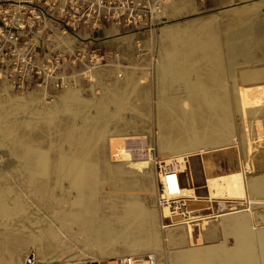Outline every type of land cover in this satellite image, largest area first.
<instances>
[{"label":"bare ground","instance_id":"bare-ground-1","mask_svg":"<svg viewBox=\"0 0 264 264\" xmlns=\"http://www.w3.org/2000/svg\"><path fill=\"white\" fill-rule=\"evenodd\" d=\"M178 1L166 2L163 12L170 14L167 17L192 12ZM261 6L264 0L238 6L242 17L234 20L233 27L250 25L246 31L255 39L242 38L243 30L236 35L242 38L240 44L229 42L220 55L222 76L213 73L208 77L199 74L196 66H178L172 58L174 51L167 54L161 49L162 43L174 41L187 24L196 21L168 23L157 28V35L151 32L148 46L156 44L159 52L153 68V93L173 94L155 105L154 138L136 134L140 129L137 118L149 115L144 88L151 77L144 72L136 77L134 67L110 84L96 77L89 89L91 98L83 97L80 82L48 101L49 94L43 90L3 101L0 93V154L6 150L0 156V264H15L5 261L6 255L25 256L30 248L35 252L32 262L43 258L45 264H117L119 259L147 264L146 255L162 264L157 256L164 229L171 250L180 249L188 264H260L251 255L252 243L264 245V212L252 216L254 208L264 206V149L258 147L264 138V17L256 19L264 15ZM131 38L119 36L114 46L119 48ZM125 111L134 117L124 119ZM113 133L128 135L109 147L107 138ZM254 136L257 143H253ZM218 153L219 157L208 158ZM195 156L201 158L204 175L199 190L205 193L199 196L203 201L199 205L206 207L215 200L223 212L215 222L199 225L196 244L217 239L222 232L231 233L237 239L231 252L219 249L211 255L205 248L187 250L185 241L195 243V229L168 227L162 222L153 163L155 159L165 161L177 172L192 176L194 184L188 164ZM221 158L229 165L236 162L237 167L213 174ZM252 173L257 177L250 178ZM125 176L151 180L140 185L142 203L123 189L120 182ZM106 187L113 192L105 194ZM185 189L198 197L191 186ZM228 200L241 201L243 206L228 212ZM106 209L111 213L108 217ZM257 226L263 228L254 233ZM133 231L138 236L130 239ZM67 254L75 256L56 259ZM182 260L170 263L184 264Z\"/></svg>","mask_w":264,"mask_h":264},{"label":"built area","instance_id":"built-area-1","mask_svg":"<svg viewBox=\"0 0 264 264\" xmlns=\"http://www.w3.org/2000/svg\"><path fill=\"white\" fill-rule=\"evenodd\" d=\"M168 0H0V82L22 94L36 89L45 92L74 88L79 82L90 85L104 69L112 66L121 78L125 70L138 69L122 52L110 53L92 37L115 29L134 36L131 44L135 61L147 53L140 51L139 34L149 35L166 22L163 7ZM127 59V58H126ZM140 70L152 77V59ZM95 92H99L95 89ZM156 205L164 226H192L215 222L222 208L213 200L206 207L202 199L188 194L192 176L179 173L163 160L155 159ZM228 212L243 206L228 200ZM147 264L154 257L145 256ZM117 264H130L119 259ZM132 264H139L134 259Z\"/></svg>","mask_w":264,"mask_h":264},{"label":"rangeland","instance_id":"rangeland-1","mask_svg":"<svg viewBox=\"0 0 264 264\" xmlns=\"http://www.w3.org/2000/svg\"><path fill=\"white\" fill-rule=\"evenodd\" d=\"M224 1H226V0H224ZM256 1H262V0H240V1L236 0V2H234V3H231V0H227V2H229L230 4L226 3V4H222V5L218 2H212V1H211V3H209L210 0H202L201 1L202 3L196 2V4H195V1L179 0L178 3L185 2V4L188 5V9H190L192 12H190V14L189 13L184 14L183 17H177L176 16L174 18H170L169 16L168 17L166 16V22L164 24L160 25L159 27H161L165 24H168V23L169 24L170 23H176V22H181V21H185V20L196 21V23L187 24V28H186L185 32L182 31V34L180 35V37L176 36L174 41L170 42L167 40L166 42L162 43L161 49L167 54L168 53L172 54L171 50L174 51V56L172 54V58H173L174 63H176L178 66H183V65L186 67L187 66H193V67L196 66L195 70L198 71L199 74H203V75H206L208 77L210 75H212L213 73H216L217 76L224 75V72H223L224 70L222 69L223 60L220 59V55L223 52V49H226L228 47L229 42L240 44L242 38H244L247 41L248 40L253 41L255 39V38L251 37V32L246 31V30H248L246 28H250V25H248L247 27H246V25L244 27L238 25L237 27L240 26L238 29L237 27H233L232 24L235 23V21H240L239 19H240V17H242L241 10H240L241 7L248 5L249 3H255ZM240 5H241V7L238 8V6H240ZM260 9L262 12H264L263 6H261ZM195 10H196V12H195ZM252 11L253 10H251V12ZM236 14H238V15H236ZM166 15H170V14L168 13ZM263 17H264V15L258 16L256 19L262 20ZM198 19H200V20H198ZM256 19L252 20L251 22H254ZM243 30L246 31L245 37L243 36L242 38H237L236 35L243 32ZM152 33L157 35L158 34L157 29L155 31H153ZM263 37H264V35H263ZM149 39L150 40L152 39L151 33L149 35L144 34L143 36L138 37V40L140 41V44H141V46L139 47V50L142 52L144 51V53H147L148 60L145 56V57H142V60L139 58L138 61H135L134 55H135L136 49L134 48L133 44H130V47L128 45V47L125 49L126 52L122 54L124 59L127 61H129L131 58L133 59V63H130V64L137 65L138 69L135 70L136 77H140V74L142 72L140 70V68L145 66V61L148 62V61H150V59H152V64H153V68H154L155 60H156L155 55L156 54L158 55L159 52L156 49V44H154L152 47L148 46ZM174 48H175V50H174ZM107 56H108V58L110 57L109 51H107ZM162 57L164 58V56L163 55L161 56V60L163 59ZM183 59H184V61H183ZM180 62H181V64H180ZM203 71H205V72H203ZM152 72H154V70H152ZM203 75H201V76H203ZM97 77H100L101 79H103L104 82L107 84H110L113 80L122 79V77L117 78V71L112 66H109L106 69H104L103 72L100 75H98ZM95 79H96V77H95ZM203 79L206 80V77ZM147 80L148 79H144L143 82L147 83L148 82ZM228 84L229 83H227V85ZM81 85H82L81 86L82 89L84 90L82 93L83 97L91 98V95H93V94H92V92L89 91V89H90V86L93 87L92 85H94V84L90 85L88 83L81 82ZM153 86H154V82H153V76H152L144 88L145 91H148L146 95H147V100L149 102L148 103V110H147L149 115L147 117L141 116V117L137 118L138 122H139L138 125L140 126L139 127L140 129L138 130L139 132L136 133L137 135H144L145 137L148 134L149 136H152V138H154V133L156 131V125H155V122L153 119V115L155 114L154 111L157 110V108H155V105H158L160 100L166 101L167 98H170L173 95V94L167 95V94H156V93L154 94L153 89H152ZM94 88L100 90L96 86ZM34 90H36V89L29 90L28 93L31 91H34ZM2 92H3L2 97H1L2 101L5 100L6 97H8L9 99H17V97L21 95V94L14 92L12 87L9 86L5 81L0 82V93H2ZM47 93L49 94L47 101L53 100L55 98V96L58 95V91H52V92H47ZM99 93L100 92H98L96 94H99ZM136 104L139 105V101H137ZM111 108L112 107L110 106V112H112ZM125 113L123 116L124 119L129 120V118L134 117L133 116L134 113H132L130 111H125ZM103 115H104V117H106L105 113ZM236 124L238 125L239 122L237 121ZM261 132L264 134V129H261ZM127 135H128V133H113V134L108 136L107 145H109V147H112V146L117 144L119 137L127 136ZM253 138H254L253 143L254 142L257 143L258 139L257 138L255 139V136ZM262 140H263V142H262ZM259 143L260 144H258L259 145L258 147L261 149L262 148L264 149V138H262ZM5 152H6V150L2 149V154H5ZM155 152H153L154 157L158 158V156H159L158 152L157 151H155ZM2 154H0V156ZM219 154L220 153L212 154L208 158L214 159L216 157H219V156H217ZM188 165L191 167L190 172L194 176V186L201 188L203 183H204V175H203L200 156H195L194 158H191L190 163ZM236 167H237L236 162H234L232 165H229V164H227V162L225 160L222 159L221 164L218 165L219 169L216 168L213 171V174L226 173L228 171L235 169ZM15 175H18V174L16 173ZM248 176L252 179L257 177L253 173L251 174V176L250 175H248ZM149 181L151 182L150 179H149ZM149 181L143 177H132L131 178L129 176H125L121 180L120 184L122 185L123 189H126L130 193L131 196L134 195L136 197V199L138 200V202L142 203L144 193L140 190V185L146 184ZM103 192L105 194H108V193H112L113 191L110 190L108 187H106ZM120 193H125V192L120 191ZM204 193H205V190H203V189H200L197 191V194L200 195V197L204 196L203 195ZM252 212L254 213V214L252 213V216L256 217L257 214L264 212V206H262V207L257 206L256 208H254L252 210ZM105 214L108 217V216H110L111 213L109 210L106 209ZM118 225H119L118 223H114L115 227H118ZM262 228H263L262 226H257L254 228L255 231L254 230H252V231H254V233H255L256 231H258ZM164 231H165V229L161 230L163 241H161L159 243V248H161V251H160L161 256L158 255L157 258L160 260V262L162 264H171L170 262L174 263L175 261H178V260L181 261L183 259V256H182L183 254H181L182 251H180V249H176V248H173L171 250V247H170L171 245L167 244V242H166V239H168L167 233ZM195 231H196L194 234L195 243H193L190 239H187L185 241V247L187 250H198V249L205 248V250H206L205 252H207L209 254L211 253V255H213L219 249H223V250H226L227 252H231L233 250V247L235 246V244L237 242L236 237L233 236L231 233L222 232L220 237L217 239H210L207 242L205 241V242H202L201 244H196L198 232H197V230H195ZM174 233H175L174 235H177V233H179V232H174ZM262 233H264V232H262ZM168 235H170V234H168ZM137 236H138L137 232L133 231V236L130 237V239H132L133 237H137ZM90 237L96 238V236H90ZM259 244H260L259 242L252 243L253 248H254V252H252L251 256L254 258V260H257L256 261L257 263L262 264V263H264L263 262L264 261V259H263L264 258V255H263L264 254V250H263L264 245L260 246L261 244L260 245ZM259 247L262 248V250H260ZM172 251L174 253L171 254ZM12 252H13V250H12ZM34 253H35L34 250L32 248H30L28 254L25 256H22V253L21 254L12 253L10 257L6 255L5 261L12 262V263L15 262V264L18 261H19L18 263L21 262V264H23V263L24 264H32V263H34V264H45L46 259H43V258H42V260L39 258H36L35 261L33 260V262H32V259L34 258L32 255H34ZM67 255L59 256L56 259L61 261V260L66 259L67 257L72 258L75 256V254L74 255H68V256ZM173 255H174V257H173ZM259 256H261V257H259ZM22 257H23V259H22ZM45 257L47 259H49L50 257H52V255H46ZM62 257H64V258H62ZM89 260H91V259H89ZM49 261H53V260H49ZM40 262H42V263H40ZM182 263L188 264V262L185 260L184 261L182 260ZM218 263L222 264L220 261L217 262V264Z\"/></svg>","mask_w":264,"mask_h":264},{"label":"crops","instance_id":"crops-1","mask_svg":"<svg viewBox=\"0 0 264 264\" xmlns=\"http://www.w3.org/2000/svg\"><path fill=\"white\" fill-rule=\"evenodd\" d=\"M195 1V4H196V2H198V3H200L202 0H194ZM217 2L218 0H212V2ZM202 3V2H201ZM210 3H211V0H210ZM218 3H220L221 5L222 4H226V3H229V2H227V0L226 1H224V2H221V1H218ZM230 4V3H229ZM114 31H117V30H115V29H111L110 31H108V32H97L96 34L94 33V34H92V37H94L95 39H97V40H100V43H99V45H101L102 47H104L105 49H106V52L107 51H109L110 53L112 52V53H114V52H122V54L123 53H125L126 52V48L128 47V45H129V47H130V44H131V42H132V40H133V38H134V36H132V35H124V34H120V32L119 31H117L116 33L114 32ZM103 33V34H102ZM100 34V35H99ZM115 35V36H114ZM144 34H139L138 35V37L139 36H143ZM119 36H132V38L130 39V40H127V42L125 43V44H123L122 46H120L119 48L118 47H116V46H114V43H116L117 44V42H115V41H113L114 39H116V38H118ZM105 44V45H104ZM111 45V46H110ZM110 46V47H109ZM115 49V50H114ZM133 61V59L131 58L130 59V62H132ZM198 189H197V191L199 190V188L200 187H197ZM197 191H196V194H197ZM198 195V194H197ZM198 196H200V195H198ZM195 229V228H194ZM195 230H197V229H195ZM197 231H199V229L197 230Z\"/></svg>","mask_w":264,"mask_h":264}]
</instances>
